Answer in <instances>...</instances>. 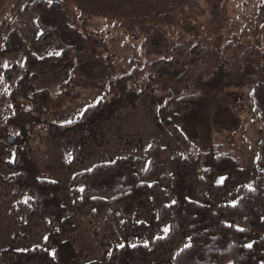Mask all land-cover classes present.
I'll return each instance as SVG.
<instances>
[{"label": "rangeland", "instance_id": "1", "mask_svg": "<svg viewBox=\"0 0 264 264\" xmlns=\"http://www.w3.org/2000/svg\"><path fill=\"white\" fill-rule=\"evenodd\" d=\"M35 1L0 0V264H4L1 255L6 249L41 247L52 255L55 252L47 242L54 230L47 221L28 225L19 217L17 204L28 195L15 196L4 182L11 175L7 164L18 148H24L40 178L61 183L67 215L75 214L73 190L81 191L83 184L73 179L77 170L71 152L50 140L47 129L50 123L73 121L103 98L117 109L116 117L102 137L90 142L87 164L80 171L125 156L142 161L138 173L143 179L147 150L158 143L167 149L161 174L167 176L168 203L175 200L173 153L201 154L220 147L243 169L247 188L254 187L256 178L264 182V164L258 162L264 123L258 121L251 98L259 64L251 49L264 51V0H46L62 3L74 30L62 40L45 43L39 41L40 27L30 7ZM8 41L13 48H28L40 58L58 56L64 47H74L62 70L47 67L39 72L35 88L41 92L38 108L45 114L21 98L16 112L12 94L25 71V57L23 53L3 56ZM193 49L196 55L191 54ZM175 57L172 67H153L160 59ZM185 71L188 75L183 80L180 76ZM11 77L12 82H7ZM193 95L199 98L183 126H164L162 108ZM207 167L201 161L195 168L188 181V199L211 207L224 222L238 226L221 211V205L235 204L238 195L200 186ZM221 178H216V184L223 183ZM134 220L149 225L154 238L170 231L147 202L138 206ZM75 225L77 232L63 241L68 245L65 255L78 264H108L113 248L149 242L144 233L127 229L113 206L100 216L90 210L81 213ZM259 239L264 264V238ZM191 242L190 235L182 234L154 264H177V253Z\"/></svg>", "mask_w": 264, "mask_h": 264}, {"label": "trees", "instance_id": "2", "mask_svg": "<svg viewBox=\"0 0 264 264\" xmlns=\"http://www.w3.org/2000/svg\"><path fill=\"white\" fill-rule=\"evenodd\" d=\"M30 7L40 27L41 43L62 40L74 30L62 3L36 0ZM194 49L192 55H196ZM73 52L74 47L66 46L58 56L40 58L28 48H13L12 43L7 42L1 52L3 56L23 53L25 57V71L12 94L17 113L20 109L18 100L21 98L32 101L34 110L45 114L44 110L38 108L41 92L35 88L39 72L47 67L53 71L62 70L70 62ZM251 52L259 61L251 98L258 121L264 123V51L253 47ZM175 60L176 57L160 59L153 63V67L156 70L162 66L172 67ZM187 75L188 71H185L180 78L184 80ZM6 80L12 82L13 78ZM198 98L199 95L184 96L172 106L162 108V124L166 127H182ZM112 105L111 101L103 98L87 107L73 121L50 123L48 126L47 137L61 143L71 152L72 165L77 170L73 179L83 184L82 191L73 190L76 213L72 216L67 215L63 204L61 183L40 178L36 163L28 152L22 147L16 150L13 161L7 164L11 175L4 182L10 184L15 196L28 195L26 201L17 204V213L23 223L30 225L36 221H47L54 228L47 242L55 252L52 255L41 247L27 251L6 249L1 255L3 263L78 264L76 259L65 255L68 245L63 238L77 232V215L90 210L100 216L113 206L124 218L126 228L134 233H144L149 242L113 248L108 264H154L155 258L167 253L182 234L190 235L192 242L177 253V264H262L259 238H264V182L256 178L254 187L247 188L243 184V169L231 153L224 152L220 147L201 154H172L170 165L175 194L172 203H168L164 189L167 176L161 174V161L167 149L158 143H153L147 150L149 160L142 174L143 179L138 173L142 161L125 156L96 165L89 171H80L88 161V145L92 140L102 137L106 125L116 117L117 109ZM201 161L208 165L200 180L201 187L219 192L229 190L238 195L235 204L221 205L225 217L238 226L224 222L211 207L188 199V181ZM258 162L264 164V141L260 144ZM218 176H224L222 184H216ZM237 180L241 183L239 186ZM142 202L151 204L157 210L160 222L169 224L167 236L154 238L149 225L134 220ZM249 244L250 248L247 247Z\"/></svg>", "mask_w": 264, "mask_h": 264}, {"label": "snow or ice", "instance_id": "3", "mask_svg": "<svg viewBox=\"0 0 264 264\" xmlns=\"http://www.w3.org/2000/svg\"><path fill=\"white\" fill-rule=\"evenodd\" d=\"M223 179H224V178H221V183L223 182ZM81 191H82V189H81ZM168 230H169L168 228H165V229H164V231H168ZM240 231H243V229H240ZM247 247L250 248V247H251V244L247 245ZM53 255H54V253H53Z\"/></svg>", "mask_w": 264, "mask_h": 264}, {"label": "water", "instance_id": "4", "mask_svg": "<svg viewBox=\"0 0 264 264\" xmlns=\"http://www.w3.org/2000/svg\"><path fill=\"white\" fill-rule=\"evenodd\" d=\"M11 141L13 142V140L11 139Z\"/></svg>", "mask_w": 264, "mask_h": 264}]
</instances>
